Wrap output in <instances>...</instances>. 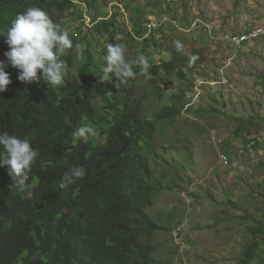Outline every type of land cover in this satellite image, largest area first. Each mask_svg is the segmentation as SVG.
Returning <instances> with one entry per match:
<instances>
[{
    "label": "rangeland",
    "instance_id": "obj_1",
    "mask_svg": "<svg viewBox=\"0 0 264 264\" xmlns=\"http://www.w3.org/2000/svg\"><path fill=\"white\" fill-rule=\"evenodd\" d=\"M80 1L87 3L86 8L71 1L63 12L57 8L48 11L54 23L69 31L73 47L61 59L66 60L70 54L75 61L72 72L79 73L75 66L86 63L89 48L96 82H100V76L112 79L124 99H142L145 116L150 120L167 104L173 102L177 106L176 115L157 121L156 130L142 142L156 182L152 189L149 187L151 197L145 208L159 225L142 239L155 246V264H240L254 241L258 247L253 264H264V38L237 57V66L230 71L233 85L221 95V101L216 91L205 90L200 105L205 108H182L187 101L186 92L197 79L194 74L211 72L209 66L203 67V55L193 69L195 73L192 71L183 80L161 67L169 58L168 49L175 47L174 41L181 42L182 52L187 55H201L202 40L214 45L212 39L207 40L210 32L206 27L195 24L198 18H203L202 24L210 21L217 34L239 32L244 21L254 18V10L262 18L264 0ZM81 10H89L97 21L101 16L107 18L110 28L103 24L97 29L83 25ZM168 13L171 20L163 18L164 27L153 34L155 38L138 37V31H145L146 19L158 23ZM90 18L84 13L83 20ZM117 33L123 35L122 41L115 40ZM117 42L126 45L129 61L141 53L145 56L151 79L141 75L138 66H134L136 76L126 84L114 75L95 72L96 66H106L107 45ZM77 44L82 47L76 48ZM178 90L184 93L170 97ZM104 99L100 94L96 100L102 103ZM94 132L91 138L103 140V136L98 139V131ZM254 135L261 137L254 155H246L232 166L219 164L220 150H233L240 139L247 141ZM142 181L150 186L147 176Z\"/></svg>",
    "mask_w": 264,
    "mask_h": 264
},
{
    "label": "trees",
    "instance_id": "obj_2",
    "mask_svg": "<svg viewBox=\"0 0 264 264\" xmlns=\"http://www.w3.org/2000/svg\"><path fill=\"white\" fill-rule=\"evenodd\" d=\"M68 3L0 0V30L28 7L63 12ZM99 24L110 28L105 17L93 28ZM7 50L0 36V60L6 64ZM86 51V63L75 66L78 74L72 72L75 61L67 54L69 71L60 86L43 80L25 84L17 68L8 64L5 69L11 83L0 93V135L27 138L39 155L24 191L17 190L8 166H0V264H155V246L142 239L159 228L145 208L149 187L156 182L142 142L156 130L157 121L176 115L177 106L164 107L150 120L142 99H124L112 79L96 82L93 57ZM167 53L161 67L167 74L176 73L177 80L185 79L202 57L175 48ZM192 56L196 59L190 64ZM95 72L103 75L100 66ZM100 94L102 103L96 100ZM80 126H91L103 140H94V135L74 138ZM76 167L84 168L83 178L59 188L61 177ZM144 176L150 186L143 183ZM257 247L252 242L240 264H253Z\"/></svg>",
    "mask_w": 264,
    "mask_h": 264
},
{
    "label": "clouds",
    "instance_id": "obj_3",
    "mask_svg": "<svg viewBox=\"0 0 264 264\" xmlns=\"http://www.w3.org/2000/svg\"><path fill=\"white\" fill-rule=\"evenodd\" d=\"M71 1L73 3L77 1L81 5V8H86L85 5L87 3L85 1L69 0V2ZM84 13L91 17L89 24L83 20ZM257 14L258 11L254 10V18L244 21L240 25L241 29L239 32H226L223 35L216 33L210 21L202 24L201 19L203 18L196 20L195 24L206 27V31L210 32L207 40L212 39L211 43H214L213 46H210L209 43L207 44V42L205 43L202 40L199 44L202 46V55L205 58V66L203 67L209 66L211 72L207 71L201 75L194 74V77H197V79L194 85L186 92L187 101L182 108H186V110L189 108H199L206 89L207 93L210 89V92L214 91L215 93L216 91V94L224 95L227 93V89L231 88L233 78L230 71L237 66L235 60L244 52L250 51L253 44L264 38V34L245 43L237 50L229 49L228 51H222V49H226V46H228L229 39H227V36L232 37L240 34L246 24L252 23L254 26H262L264 28V14L261 15L262 18H258ZM170 15L162 16L161 21H157L158 23L146 19L143 22L145 31L140 36L137 35V32L135 34L140 38H155L153 34L157 35L161 28L164 27L165 22L163 18L168 22L171 20ZM80 17L82 24L88 25L91 28L97 22L103 20L101 16V19L97 21L94 14H91L89 10L81 13ZM149 23L156 25V29L150 28L148 26ZM135 34L133 33V36L137 38ZM0 36L5 38V43L8 45V50L4 53L8 64L19 70L18 79L21 82L31 84L43 80L52 86H60L64 83L69 71V65L61 57L67 49L73 47V42L69 36L68 29L54 23L46 10L40 7H28L23 12L17 13L15 18L11 20L10 26L6 30H0ZM123 39L124 37L121 33L116 34V41H122ZM194 39H196L195 36ZM174 45L175 47L171 48H175L177 52L183 50V45L180 41H174ZM75 47L79 49L82 46L77 44ZM126 52L127 47L125 44L119 42L109 43L106 49V66L102 68L103 73L114 75L121 84H126L129 78L136 76L137 73L134 72V66H138L140 74L144 75L146 79H151L150 64L145 56L141 53L136 59L129 61L126 59ZM195 59V56L190 57V64ZM8 64L4 60H0V93L4 92L11 83L10 74L5 70ZM193 72L186 75H190ZM203 74L211 78H206ZM105 79V77L100 76L101 82ZM161 87L165 88L164 85ZM182 93L184 92L178 90V94H174L173 92L170 96L175 95L179 97ZM190 116L193 117L192 115ZM86 134L94 135V129L91 126H80L73 133V136L74 138L84 137ZM124 134L128 135L129 133L125 132ZM250 142H255L252 150L248 148ZM238 143H235L236 146L233 150L223 149L218 152V162L220 165L232 166L244 156L254 155L258 145L261 143V137L259 135L250 136L247 141L240 139ZM0 144L4 146L3 151H0V166H8L9 175L12 177L17 190L24 191L28 187L27 182L31 166L39 155L38 150L32 147L27 138H21L16 134H8L7 132L0 135ZM240 150H243V153H240ZM223 153L227 154L229 158L228 163L221 160L220 155ZM84 175L85 170L83 167L72 168L61 177L58 187L61 189L67 188L69 185L75 183L76 180L82 179Z\"/></svg>",
    "mask_w": 264,
    "mask_h": 264
},
{
    "label": "bare ground",
    "instance_id": "obj_4",
    "mask_svg": "<svg viewBox=\"0 0 264 264\" xmlns=\"http://www.w3.org/2000/svg\"><path fill=\"white\" fill-rule=\"evenodd\" d=\"M150 25H154V24L153 23H149L148 26L150 27ZM154 26H156V25H154ZM150 28L156 29V27H150ZM256 28H260V27L254 26L252 23H248V24H246L244 26V28H243V30H242V32L240 34H238L236 36H232V37L227 36V39H229V41H228V46H226L227 47L226 50L227 51L229 49L237 50V49L241 48L245 43L250 42L253 39H256L260 35L264 34V33L250 34V32H253ZM232 58H233V56H232ZM254 145H255V142H250V144L248 145V148L250 150H252ZM240 153H243V150H240ZM220 158H228V156H227V154L223 153V154L220 155ZM228 161H229V159L225 163H228Z\"/></svg>",
    "mask_w": 264,
    "mask_h": 264
},
{
    "label": "built area",
    "instance_id": "obj_5",
    "mask_svg": "<svg viewBox=\"0 0 264 264\" xmlns=\"http://www.w3.org/2000/svg\"><path fill=\"white\" fill-rule=\"evenodd\" d=\"M91 19H89V20H84L85 22H89ZM150 27H156V26H154V25H150ZM255 33H264V28L263 27H260V28H256L253 32H250V34H255ZM249 34V35H250ZM233 44V43H232ZM226 49H227V47H226ZM226 49H222V51H225ZM221 51V52H222ZM229 158H221V160L223 161V162H226L227 160H228Z\"/></svg>",
    "mask_w": 264,
    "mask_h": 264
},
{
    "label": "crops",
    "instance_id": "obj_6",
    "mask_svg": "<svg viewBox=\"0 0 264 264\" xmlns=\"http://www.w3.org/2000/svg\"><path fill=\"white\" fill-rule=\"evenodd\" d=\"M212 95V94H211ZM218 96V95H217ZM171 97V96H170ZM219 98H220V101H221V95L220 96H218ZM227 99V97H225L224 96V100H226ZM223 102V101H222ZM169 105H173V102H171V103H169V104H167L166 106H169ZM166 106H164V107H166ZM163 107V108H164ZM206 106H201L200 108H205Z\"/></svg>",
    "mask_w": 264,
    "mask_h": 264
}]
</instances>
